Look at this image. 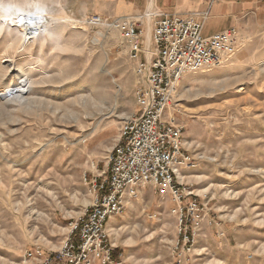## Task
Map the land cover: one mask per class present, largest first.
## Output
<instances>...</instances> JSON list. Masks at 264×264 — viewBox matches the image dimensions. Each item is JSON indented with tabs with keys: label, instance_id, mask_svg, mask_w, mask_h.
Here are the masks:
<instances>
[{
	"label": "rangeland",
	"instance_id": "374dc122",
	"mask_svg": "<svg viewBox=\"0 0 264 264\" xmlns=\"http://www.w3.org/2000/svg\"><path fill=\"white\" fill-rule=\"evenodd\" d=\"M18 8L43 12L50 25L31 37L11 26L0 39V264H38L69 238L78 242L70 231L93 204L90 181L138 111L140 61L110 25L117 18L73 13L63 0H0L12 16ZM97 15L102 22H92ZM150 27L148 56L156 50ZM238 34L232 60L185 76L168 111L199 164L185 182L208 203L195 240H183L171 196L147 187L108 225L115 260L264 264V25ZM7 56L25 75L44 77L23 92L24 103ZM80 96L91 100L82 107Z\"/></svg>",
	"mask_w": 264,
	"mask_h": 264
},
{
	"label": "built area",
	"instance_id": "2783aa9c",
	"mask_svg": "<svg viewBox=\"0 0 264 264\" xmlns=\"http://www.w3.org/2000/svg\"><path fill=\"white\" fill-rule=\"evenodd\" d=\"M207 12L189 16L159 15L151 24V41L155 52L148 59L142 43L143 19L120 17L111 26L128 39L130 56L140 61V85L135 91L137 113L131 115L121 130L107 162V169L91 179L94 201L83 217L71 228L78 242L70 238L55 253L38 264H125L115 260L114 247L107 232L117 217H124L131 199L151 187L175 202L180 234L186 243L195 240L196 230L206 218L208 203H199L185 182L190 170L198 167L196 155L184 138V125L177 122L169 107L185 76L224 67L238 49V28L211 36L204 35ZM95 16L94 23L102 22ZM145 59L141 60L142 54ZM174 104V103H173ZM193 198L184 202V199ZM185 203V204H184Z\"/></svg>",
	"mask_w": 264,
	"mask_h": 264
},
{
	"label": "crops",
	"instance_id": "0c3cea01",
	"mask_svg": "<svg viewBox=\"0 0 264 264\" xmlns=\"http://www.w3.org/2000/svg\"><path fill=\"white\" fill-rule=\"evenodd\" d=\"M63 2L72 6L70 12L77 14H99L111 19L120 17L134 19L149 15L148 22L143 19L145 26L159 15L189 16L207 12L208 16L204 21L205 36L233 27L241 29L250 25L255 27L264 25V0H63ZM146 56L150 58L147 53ZM144 59L143 53L141 60Z\"/></svg>",
	"mask_w": 264,
	"mask_h": 264
},
{
	"label": "bare ground",
	"instance_id": "6f19581e",
	"mask_svg": "<svg viewBox=\"0 0 264 264\" xmlns=\"http://www.w3.org/2000/svg\"><path fill=\"white\" fill-rule=\"evenodd\" d=\"M16 11L18 12V15L12 16V14H10L11 12L10 10L0 9V39L5 37L3 36L4 35L3 33H5L4 31L8 33L10 32L9 29L11 28V26L14 27V29L18 31L19 30L22 31L24 37H31L32 35L35 34L36 29L42 30L44 28L46 30L48 26L50 25V22L43 15V12H34V13L32 12L31 13L27 11L26 8H18L16 9ZM5 25H7V27H5ZM148 26H151V24L149 23ZM148 26L146 27V29L148 28ZM146 29H145V33H146ZM151 44H152V41H151ZM151 44H150V32H149L148 43H147L148 46L146 47L148 53L151 52V47H152ZM7 57L9 59L4 61V63H7V65L5 64L4 69L6 70V72H9L10 70H12L14 77L17 78V80H19L20 89L22 90V93L20 92V94H17V100L20 101L21 103H24L26 101V98L24 97L23 92L26 91L33 84L44 82V77L35 79L34 77L25 75L22 67H20L19 64H17V60L12 56H7ZM233 64L234 63H229L227 67ZM89 100H91V98H87V97L85 98L84 96H80L79 104L82 107H84L86 105V102ZM103 109L104 108H100V110H103ZM127 218L128 216L126 215L125 219ZM107 232L109 233V236H112L114 234V229L108 228Z\"/></svg>",
	"mask_w": 264,
	"mask_h": 264
}]
</instances>
